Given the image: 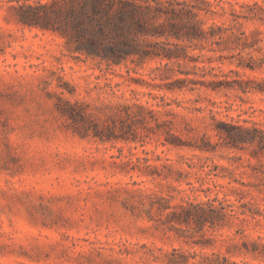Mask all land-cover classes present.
Here are the masks:
<instances>
[{"label": "clouds", "instance_id": "9594fccd", "mask_svg": "<svg viewBox=\"0 0 264 264\" xmlns=\"http://www.w3.org/2000/svg\"><path fill=\"white\" fill-rule=\"evenodd\" d=\"M0 264H264V0H0Z\"/></svg>", "mask_w": 264, "mask_h": 264}]
</instances>
